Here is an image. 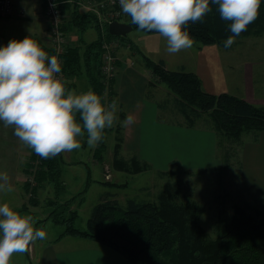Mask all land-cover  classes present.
<instances>
[{"label": "trees", "instance_id": "trees-1", "mask_svg": "<svg viewBox=\"0 0 264 264\" xmlns=\"http://www.w3.org/2000/svg\"><path fill=\"white\" fill-rule=\"evenodd\" d=\"M56 1L63 13L61 30L65 34L71 29L78 33L76 42L67 44L58 55L62 80L67 82L66 88L71 90V80L84 76L90 89L103 97L107 79L101 70L103 44L108 39L125 36L109 34L108 23L99 24L95 14L83 9L78 3L79 0ZM211 8L212 11L203 22L189 23L186 26L197 46L215 43L224 46V41L231 35L230 22L220 18L217 5L212 4ZM124 15L126 20L120 21L138 29L131 22V17L125 13ZM89 27H95L97 31L92 40L83 37ZM262 34L264 0H261L258 18L236 38ZM35 40L49 55L55 53L46 42L43 43L38 38ZM115 65L118 68L117 58ZM144 66L150 76L148 87L161 85L172 96L162 107L168 108V105L172 104L181 115L182 124L188 127L200 126L215 132L217 151L223 148L225 159L220 165L208 168L210 171H222L232 166L230 148L226 146V141L240 144L244 133L264 131V107L255 106L227 92L210 93L204 89L198 75L184 67L167 69L163 60L154 61L149 57H145ZM114 79L115 77L110 78L109 81L108 103L115 99L112 89ZM118 118L113 128V166L130 174L149 170L151 166L148 162L139 160L134 155H121L123 112L118 114ZM98 153L94 152V155L97 156ZM62 160V153L43 159L31 149L29 158L23 165V174L26 176L24 187L29 192V201L32 204H37L36 192L45 182L52 185L55 199L48 201V206L53 208L46 219L64 226L58 238L73 235L92 239L113 249L132 264H264V200L262 208L254 211L255 213L246 211L238 204L232 205L229 212L223 206L217 211L213 234H209L201 223L206 206L187 194L185 199H178L181 195L179 185L174 189H162L153 201L127 197L122 203L113 193L112 197L100 198L92 207L85 228L79 229L74 226L77 211L70 206L74 196L62 202L57 199V195L63 192L65 187V182L60 179ZM161 173L166 176L190 174L177 161H173L171 166ZM221 175L222 173L219 176Z\"/></svg>", "mask_w": 264, "mask_h": 264}, {"label": "clouds", "instance_id": "clouds-1", "mask_svg": "<svg viewBox=\"0 0 264 264\" xmlns=\"http://www.w3.org/2000/svg\"><path fill=\"white\" fill-rule=\"evenodd\" d=\"M119 4L139 30L166 38L167 53L177 54L194 44L186 26L203 22L212 4L218 6L220 18L230 22L231 35L224 47H231L258 18L261 0H119ZM61 71L58 57L50 56L30 35L0 47V122L43 159L80 149L85 133L88 146H97L105 129L119 119L118 100L106 106L104 97L91 89L77 93L66 88ZM133 122L128 115L122 126ZM13 190L11 176L0 170V193ZM35 224L32 215L0 204V264H9L13 254L25 253L31 244L46 239V231Z\"/></svg>", "mask_w": 264, "mask_h": 264}, {"label": "rangeland", "instance_id": "rangeland-1", "mask_svg": "<svg viewBox=\"0 0 264 264\" xmlns=\"http://www.w3.org/2000/svg\"><path fill=\"white\" fill-rule=\"evenodd\" d=\"M24 8L25 11L22 14L26 15V13L28 14V10L26 6H24ZM14 13L15 12L13 10L12 14ZM19 13L21 12L19 11ZM34 16L43 21H45L44 18L46 19L45 14L43 15L44 18L42 17V14ZM1 19L3 20V18ZM120 19L126 20V16L123 12L119 16V20ZM98 22L99 24L104 23L99 19ZM0 29L1 32H3V22L0 23ZM30 29L31 24L30 22H27V20H21L18 23H13L12 25L9 24L5 27L6 33L11 32L13 35L18 34L15 37V39L18 40H22L26 37L27 32L30 31ZM46 32L41 31L38 32V34L35 33L36 36L31 38L36 37L45 43L47 42ZM66 34L69 38V43L76 42L78 33L75 30L71 29V31H66ZM96 34V28L89 27L84 32L83 37L87 40L95 37ZM144 34L146 35L145 31L132 29L125 37L108 39L106 43L109 44V51L117 58V60H125L130 57V59L135 61L136 65L142 66L144 65L145 57L151 58L147 55L148 51L144 41L142 40ZM146 36L152 40L153 44L158 46V49L151 46V50L149 51L152 52V48L159 51L161 46L162 49L166 51V38H163L160 35H158V37H153L152 35ZM129 44H131V48L128 46ZM127 46L131 50L130 54H128L129 51ZM196 46L197 44L194 42L191 48L182 50L186 63L185 67H181H184L186 70H192L191 67L193 63L189 59V53H192L194 47ZM221 50L223 61L229 65L230 94H235V96L238 95L237 97L241 96L240 94H237V91L240 88L241 93H243L244 86L242 83L241 85L236 84V81L239 83L240 78H245L248 81L252 80L253 88L255 89V94H253L254 98H264V34L260 36L235 38V43H233L231 47H224L221 48ZM177 54L180 57V52ZM172 56L174 55L172 54ZM151 59L156 61L153 58ZM166 64L167 69L175 70L180 68V66L173 68L175 65L170 62H166ZM235 73L238 74L237 77H235ZM110 78L113 77L107 76L103 88V97L106 106L109 104L107 99L109 95L108 90L110 87ZM240 98H242V96ZM250 103L261 107L260 105H256L252 102ZM165 112L166 108L161 105L160 115H163ZM114 127L115 125L112 128L105 129L104 139L99 142L97 146H88L87 135L85 133V136L80 140L82 145L80 149L62 153L63 160L60 162V179L65 182V187L63 192L57 195V199L58 202H62L67 198L74 196L70 206L77 211L78 216L74 220V226L76 228H85V222L90 216L92 207L102 196L112 197L113 193H115V197L122 203L127 197L153 201L156 199V195L159 191L162 189H170L169 187L174 189L176 185L180 186L179 193L181 195L178 199H185V195L187 194L198 203L206 206V212L201 216V223L205 226L209 234H213V223L217 218V211L223 206L224 209L228 210V212L231 211V207L234 204L243 206L246 211L250 213H255L254 211L262 208L264 200V180L262 179L260 171L262 170L261 166L263 167L264 164V142L259 140L260 132L250 131L244 133L240 144H231L227 141L225 142L226 146H229L230 148L229 155L232 166L229 168H224L222 171H210L206 168L207 165L205 164L208 163V158L205 155L206 144L202 140L201 143L195 144L193 148L195 150H199L197 158L195 157V161L202 166L197 165L190 169L192 172L186 170V172L190 174L182 173L170 174L166 176L161 173L164 169L154 168L152 165L149 170L135 174H130L116 169L112 164V145L115 143ZM257 145L258 148H256ZM253 147L255 148L253 153L258 156L259 161H256V159L251 161L253 157L251 155V149ZM232 149L235 151H232ZM94 152H99L100 155H98V153L96 156L94 155ZM29 154L30 151L24 155L25 161L28 160ZM121 155L125 157V153L122 152V150ZM184 155L185 157L188 156L186 153ZM217 155L221 162L224 161L225 158L223 148L218 149ZM248 155H251L249 157V163ZM19 167L23 168L22 163L19 164ZM107 170L111 174L109 178H106L105 176ZM221 173L222 175L219 176ZM246 177L248 178L247 180ZM24 178H26V176L23 175V181ZM30 181L33 182L31 177ZM249 181L253 183L251 186H253L254 189L246 188L245 183ZM36 196V206L40 207L41 213L39 215L43 217L53 208L48 206V201L55 199L52 185L45 182L41 188L37 190ZM41 224H35L36 228L43 227ZM63 229L64 226L54 224L51 220L43 228V230L47 233L46 239L56 237ZM28 250L31 249L29 248ZM28 250L25 253L13 254L9 264H39L37 261L30 259L28 256Z\"/></svg>", "mask_w": 264, "mask_h": 264}, {"label": "crops", "instance_id": "crops-1", "mask_svg": "<svg viewBox=\"0 0 264 264\" xmlns=\"http://www.w3.org/2000/svg\"><path fill=\"white\" fill-rule=\"evenodd\" d=\"M24 6L27 8L28 14L18 15L20 14V8ZM43 10L44 3L42 0H21L15 5L14 12L17 14L14 13L7 17L0 16L3 18V20L0 18V23L3 22V32L0 29V47L6 45L9 38L15 39L18 35H13L11 32L6 33L5 27L21 20H27L31 24V29L27 32V36L33 37L36 36L35 33L46 32L48 30V22L43 16ZM40 14H42L45 21L34 16ZM145 33L153 37H158L159 35L156 32ZM146 35L144 34L142 40L146 45L147 55L155 60H163L166 68V62L175 65L173 68L178 66L185 67L186 62L182 51H180V57L178 54H173L174 56H172V54L167 53V51L162 49V46L159 51L152 48L151 52L149 51L151 46L156 49H158V46L153 44L152 40ZM33 39L37 38L34 37ZM130 48L128 47V54L131 52ZM221 48H224V46L215 43L196 46L192 53L188 52L189 59L193 63L190 71L198 75L206 91L214 94L231 92L229 86V65L223 61ZM117 61L118 70L112 83L114 96L118 100L119 105L117 114L123 112L124 120L128 115H132L134 118L132 124L122 126V152L125 153V156L134 155L139 160L148 162L150 166L164 170L168 169L173 161H177L183 165L185 170L191 171L190 169L197 165L202 166L195 161L199 150L193 148L195 144H199L203 140L206 144L205 155L208 158V163L205 164L207 165L206 168L220 165L221 160L217 155L215 132L200 126L188 127L182 124V117L172 107V104L168 105V108L166 107V112L163 115H160L161 105L165 104L169 97H172L169 94L170 92L161 85L148 87L150 76L148 69L144 65H136L135 61L130 59V57ZM237 76L238 74L235 73V77ZM71 81L73 83L71 90L77 93L86 92L90 89L89 83L84 76H79ZM241 83L244 86L243 93H241L239 88L237 94L256 105L264 107V98L255 99L253 96L255 89L253 88L252 80L248 81L245 78H240L239 83L236 81V84L241 85ZM260 138L259 140L264 142V131L260 132ZM256 148H258V145ZM254 149V147L251 149V155L253 156L251 161L253 159L259 161L258 156L253 153ZM29 151L31 153V149L23 145L13 135V130L4 128L2 122H0V170L9 173L14 188L11 193H0V204L8 203L21 214L32 215L36 220V224H38L41 220L46 219L49 212L43 217L40 216V207L29 201V192L24 187L23 168L19 167V164L22 163L23 166L27 162L24 160V155ZM185 153L188 154L187 157H185ZM251 155H248V163ZM261 169L260 173L264 180V164ZM251 184L253 183L250 181L246 182V188L254 189ZM49 221L50 219H46L40 222L39 224L42 223L41 225L43 226L41 228L43 229ZM34 226L36 228V225ZM61 232L62 230L59 234ZM59 234L56 237L37 240L31 244L29 247L31 250H28L30 259L37 261L39 264H132L113 249L92 239L73 235H64L58 238Z\"/></svg>", "mask_w": 264, "mask_h": 264}, {"label": "built area", "instance_id": "built-area-1", "mask_svg": "<svg viewBox=\"0 0 264 264\" xmlns=\"http://www.w3.org/2000/svg\"><path fill=\"white\" fill-rule=\"evenodd\" d=\"M21 0H0V16H8L13 13L15 5ZM44 3V14L48 22V30L46 32L47 42L55 53L50 54L55 55L59 59V54L65 49L69 43V38L61 30V22L63 18V13L57 6L56 0H42ZM79 5L86 10L91 11L97 19L105 23H110L113 20H119V16L123 12L119 0H79ZM21 15L25 11L22 7L19 10ZM120 21V20H119ZM103 56L101 70L102 74L107 78L115 77L117 74V66L115 65V57L109 51V44L104 42L103 44ZM62 79L61 73L59 74ZM106 178L111 176L110 172L107 170Z\"/></svg>", "mask_w": 264, "mask_h": 264}, {"label": "water", "instance_id": "water-1", "mask_svg": "<svg viewBox=\"0 0 264 264\" xmlns=\"http://www.w3.org/2000/svg\"><path fill=\"white\" fill-rule=\"evenodd\" d=\"M133 27L124 21L113 20L108 24V32L114 36H126Z\"/></svg>", "mask_w": 264, "mask_h": 264}]
</instances>
